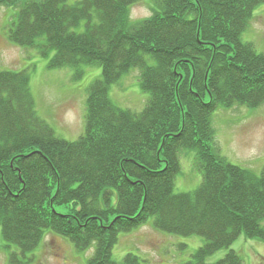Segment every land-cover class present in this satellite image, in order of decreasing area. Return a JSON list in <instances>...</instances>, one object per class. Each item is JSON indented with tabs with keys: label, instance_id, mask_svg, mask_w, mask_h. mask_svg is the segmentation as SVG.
<instances>
[{
	"label": "trees",
	"instance_id": "16d2710c",
	"mask_svg": "<svg viewBox=\"0 0 264 264\" xmlns=\"http://www.w3.org/2000/svg\"><path fill=\"white\" fill-rule=\"evenodd\" d=\"M139 1L0 0L16 10L11 43L53 54L48 67L74 68L78 80L84 66L102 68L76 141L39 115L27 70L0 71L5 264H32L49 231L91 251L87 264H113L120 234L150 218L162 232L205 239L185 264H242L231 248L241 236L264 244V169L221 155L211 124L221 107L264 105V52L242 40L264 0H152V14L132 21ZM133 69L149 94L138 112L110 97ZM182 150L196 151L202 173L192 192L175 188ZM141 261L128 254L124 264Z\"/></svg>",
	"mask_w": 264,
	"mask_h": 264
},
{
	"label": "rangeland",
	"instance_id": "374dc122",
	"mask_svg": "<svg viewBox=\"0 0 264 264\" xmlns=\"http://www.w3.org/2000/svg\"><path fill=\"white\" fill-rule=\"evenodd\" d=\"M78 0H69L75 3ZM152 0H140L130 9V19L137 21L152 14ZM13 8L0 5V71L27 70L36 109L58 135L76 141L85 131L86 100L89 87L101 77L98 65L84 66V75L77 79L74 68H50V58L36 50H26L11 43L7 29L15 14ZM242 40L252 43L258 52H264V3L253 13ZM138 76V77H137ZM110 97L121 108L141 111L149 94L140 85L138 69H133L110 88ZM215 129L214 146L231 163L252 169L261 174L264 169V105L259 108L236 106L219 108L211 117ZM195 150H182L179 154L180 172L175 176L177 192H192L202 182V173L196 167ZM59 211H65L58 206ZM205 243L201 236H179L162 232L154 227V218L143 226L119 236L113 251V264H124L128 254L141 258L140 264H185L194 252ZM0 228V264H5L9 249ZM231 248L242 255V264H264V244L241 236ZM15 250V246L11 247ZM227 249L207 258V262L222 259ZM91 251L79 252L68 239L49 231L34 252L32 264H87Z\"/></svg>",
	"mask_w": 264,
	"mask_h": 264
}]
</instances>
